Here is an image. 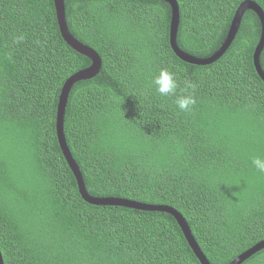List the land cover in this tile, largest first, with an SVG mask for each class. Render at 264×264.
Wrapping results in <instances>:
<instances>
[{"label": "trees", "instance_id": "1", "mask_svg": "<svg viewBox=\"0 0 264 264\" xmlns=\"http://www.w3.org/2000/svg\"><path fill=\"white\" fill-rule=\"evenodd\" d=\"M245 0H177L178 45L206 58L224 43ZM264 10V0H253ZM71 33L102 59L74 84L67 144L95 196L177 209L212 264L264 239V81L253 53L261 35L247 10L216 61L193 64L170 46L166 0H65ZM25 35L16 45L13 37ZM264 69V49L260 56ZM91 65L62 37L54 0H0V250L4 264H202L164 211L85 201L60 148L65 80ZM193 83L180 112L152 85L161 68ZM243 264H264V249Z\"/></svg>", "mask_w": 264, "mask_h": 264}, {"label": "water", "instance_id": "2", "mask_svg": "<svg viewBox=\"0 0 264 264\" xmlns=\"http://www.w3.org/2000/svg\"><path fill=\"white\" fill-rule=\"evenodd\" d=\"M170 3L172 8V20L170 24V46L173 52L180 57L182 60L193 63V64H208L216 61L219 59L226 49L231 44L236 32L240 26L242 21V17L247 10L254 11L261 23V35L258 44L255 47L253 53V61L255 69L257 73L264 81V69L262 68L260 62V56L264 49V10L263 8L253 0H245L243 1L235 11L234 17L232 19L229 32L224 43L221 47L211 56L206 58H200L194 56L186 51H184L177 43V34L179 29V20H180V10L177 0H166ZM54 5L56 9V16L58 20V25L60 28V32L64 40L77 52L80 54L88 57L91 60V65L83 68L70 77H68L62 87L61 94L59 97V103L57 105V117H56V132L57 138L62 150V153L68 163L69 168L73 172L78 184L79 192L82 198L90 204L94 205H113V206H122L128 208H134L139 210H157V211H164L168 212L175 217L178 221L188 243L190 244L191 248L193 249L194 253L200 260L202 264H212L206 254L203 252L202 248L199 246L198 242L196 241L190 226L184 216L174 207L168 205H161V204H148L143 203L131 199L120 198V197H113V196H95L89 193L82 171L78 163L76 162L70 148L67 144V140L64 133V117H65V109L68 100V94L74 84L81 80H88L94 77L102 67V59L100 55L94 50L92 47L84 44L83 42L79 41L70 31L66 19V10H65V0H54ZM264 249V239L257 242L252 247L246 249L238 256H236L232 261L228 264H243L248 258L252 255L257 253L258 251ZM0 264H4V258L2 252L0 250Z\"/></svg>", "mask_w": 264, "mask_h": 264}, {"label": "clouds", "instance_id": "3", "mask_svg": "<svg viewBox=\"0 0 264 264\" xmlns=\"http://www.w3.org/2000/svg\"><path fill=\"white\" fill-rule=\"evenodd\" d=\"M24 41V34L13 37V43L16 45L22 44ZM152 85L162 97L175 96V105L180 112H191L197 103L194 95L196 86L191 82H185L181 89L183 94L177 95L178 88H180L178 77L167 67L161 68L158 74L153 77ZM251 163L258 172L264 173V156H253Z\"/></svg>", "mask_w": 264, "mask_h": 264}]
</instances>
